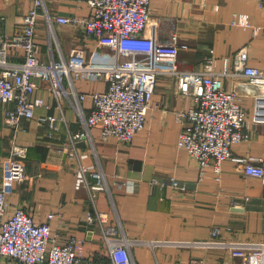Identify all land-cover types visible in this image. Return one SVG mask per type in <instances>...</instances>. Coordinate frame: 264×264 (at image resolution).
<instances>
[{
    "label": "crops",
    "instance_id": "crops-1",
    "mask_svg": "<svg viewBox=\"0 0 264 264\" xmlns=\"http://www.w3.org/2000/svg\"><path fill=\"white\" fill-rule=\"evenodd\" d=\"M33 0H0V35L12 36L23 24ZM51 15L85 16L90 13L87 0H46ZM151 21L147 34L167 42L177 34L180 47L177 59L183 69L204 67L211 49L217 56L216 69L223 71L230 58V73L223 76L225 87L237 90L246 107L252 137L232 146L236 156L254 157L264 164V121H256L258 99H264V87L248 82L235 69V55L242 47L249 51V63L264 66V8L259 0H152ZM237 13H247L252 26L234 23ZM258 27L259 30H255ZM54 49L57 56H91L109 48L81 26L55 21ZM37 42L42 59H49V31L45 16L37 22ZM9 59L22 61L21 50L9 49ZM80 91L106 89V82L78 80ZM34 97H43L45 105L36 108L35 116L25 118L14 129L0 115V184L7 171L12 145L27 147L28 181L14 183L9 193L10 214L18 206L45 221L50 213L53 233L63 239H85L84 249L97 263L109 264L105 249L103 224L88 220L89 212L106 213L108 223L121 228L135 240L132 251L137 264H190L194 258L205 264H243L231 254L232 243L264 242V184L248 177L239 163L227 159L221 179L212 165L201 175L195 158L178 146L183 122L176 111L193 105L191 96H183L174 76H159L154 100L145 127L133 141L125 144L116 137L101 138L100 126L92 129L93 145L87 138L77 143V152L88 151V164L100 162L109 182V190L78 187V158L62 150L70 134L82 130L75 109L67 101L62 108L56 97L40 82ZM261 96V97H260ZM93 105L84 101L86 112ZM63 116L52 129L42 117ZM96 151V152H95ZM176 177L185 189L174 187ZM90 184L96 177L89 175ZM121 224V225H120ZM222 233L213 235V228ZM212 240L222 243H209ZM208 242V243H207Z\"/></svg>",
    "mask_w": 264,
    "mask_h": 264
},
{
    "label": "built area",
    "instance_id": "built-area-1",
    "mask_svg": "<svg viewBox=\"0 0 264 264\" xmlns=\"http://www.w3.org/2000/svg\"><path fill=\"white\" fill-rule=\"evenodd\" d=\"M90 13L85 16L51 15L46 0H33L24 16L23 24L12 36L0 35V115L11 128H18L25 118L35 116L36 108L45 105L43 97H34L40 82L56 97L59 107L67 101L75 109L82 130L70 134L62 150L71 158H78L76 171L78 187L109 190L107 175L100 162L88 164V151L77 152V143L87 138L93 145L92 129L100 126L101 138L116 137L128 144L146 124L147 114L154 100L159 76L170 74L178 83L183 96H191L193 105L176 111L183 122L178 146L185 148L199 164L201 175L213 166L216 179L220 180L223 163L227 159L239 163L248 177L259 178L264 184V164L252 156H236L233 144L252 137L246 107L241 103L240 93L225 87L223 76L230 73V58L226 57L223 71L216 69L217 56L211 49L204 67L197 70L179 66L177 54L180 47L177 34L172 40L162 42L155 35H148L151 21L152 0H87ZM264 8V0H259ZM43 14L49 31V59L40 57L37 42V22ZM81 26L94 36L107 50L87 56L83 53L56 55L54 38L57 35L54 22ZM234 23L252 26L247 13H237ZM255 30H259L258 27ZM21 50L24 59H9V49ZM235 69L243 73L248 82L264 87V66L249 63V51L242 47L235 55ZM78 80L106 82V89L80 91ZM264 95V93H262ZM91 97L93 105L88 113L84 101ZM261 97V96H260ZM256 121H264V99H258ZM52 129L64 117L48 115L41 118ZM96 152V151H95ZM27 147L12 145L7 158L6 175L0 184V264H101L87 255L85 239L70 236L63 239L53 233L50 213L45 221L37 220L33 212L18 206L10 214L9 193L14 183L30 179L27 171ZM96 177L90 184L89 175ZM171 184L185 189L178 178L171 177ZM89 221L98 219L104 226L105 249L109 264H137L132 238L121 228L108 223L106 213L97 210L96 216L89 212ZM213 235L222 233L213 228ZM222 243L212 240L209 243ZM208 243V242H207ZM231 254L242 259L243 264H264V242L232 243ZM190 264H205L194 258ZM225 264H228L227 262Z\"/></svg>",
    "mask_w": 264,
    "mask_h": 264
}]
</instances>
